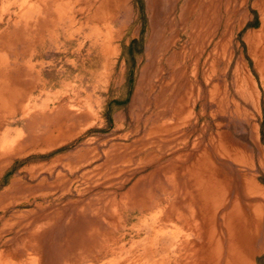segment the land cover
<instances>
[{
	"label": "rangeland",
	"instance_id": "374dc122",
	"mask_svg": "<svg viewBox=\"0 0 264 264\" xmlns=\"http://www.w3.org/2000/svg\"><path fill=\"white\" fill-rule=\"evenodd\" d=\"M113 1L101 8V0H74L75 20L97 12L96 21L51 23L49 36L40 39L37 26L16 38L10 25L15 8L0 0V78L9 80L6 102L13 106L0 113V135L6 136V147L0 146V264L9 252L13 264H28L34 246L36 264H127L126 255L144 264L138 254L157 259L159 242L166 244L163 264H205L208 253L215 264H246L252 255L253 264H264L260 205L247 194L250 163L258 150L264 153V0H119V7ZM169 8L176 38L154 59L148 51L154 34L169 26ZM192 33L205 40L196 67L181 54ZM249 33L256 34L250 44L244 39ZM20 53L27 55L16 60ZM149 63L154 76L133 105ZM236 67L252 82L255 110L234 89ZM211 147L218 161L215 186L204 194L191 184L199 231L188 235L194 245L185 248L179 224L192 218L183 210L176 230V200L170 203L167 183V191H159L161 171L164 176L170 164L202 162ZM252 168L264 208V170Z\"/></svg>",
	"mask_w": 264,
	"mask_h": 264
},
{
	"label": "crops",
	"instance_id": "0c3cea01",
	"mask_svg": "<svg viewBox=\"0 0 264 264\" xmlns=\"http://www.w3.org/2000/svg\"><path fill=\"white\" fill-rule=\"evenodd\" d=\"M85 1L89 4L91 0H85ZM121 1L123 2L125 0H121ZM52 2H53V4H52ZM107 2H108V0H106V2H105V0H101V2L97 3V5L99 4L100 7L103 8V6ZM73 3H74V0H10V2H9L10 10L15 8V11H13V17L10 18V25L12 27L13 32L16 33V38H26L29 35V33L31 32V29L34 28V26H36V25H37L38 29H40V31L42 32V34L40 35V39H41L42 35H46L47 37L49 36L48 33L51 31L50 30V24L51 23L60 25L62 23L65 24L66 22L67 23H71V24H74V23H77V22L88 23L92 19L94 21H96L95 19L97 18V12H95L93 14V17H92V14H90V13H88L89 15L86 14V18L83 21L82 20H74V17L72 15V12L74 11ZM27 6H29V7H27ZM25 8H27V9L25 10ZM170 10H171V8H169L168 13L164 16V20L167 19V15H169ZM1 13H4V12H1ZM45 13H47V14H45ZM67 15L70 16L68 19L65 18V16H67ZM89 18H91V19H89ZM103 20L107 22L108 18L103 19ZM167 22H168L167 24L169 26L164 27V30L156 32L154 34V38L157 41L155 42V44H153L152 47L149 48L148 54L151 55L154 59H155V56L159 52L166 50L170 46V44L175 41V38H176L175 31L173 30V27H172L173 20H170V18H169V19H167ZM181 22H183L182 19H181ZM52 29H56L57 30L58 27H56V25H55ZM107 29H109V28L106 27V30ZM56 30L55 31L52 30V32L56 33ZM65 33H67V32L65 31L64 35H66ZM69 33H74V32H69ZM166 33H169L168 37H167ZM110 34H111L110 30L109 31L107 30L106 34H105L106 39H108ZM61 35L52 34L51 37H59ZM66 36L70 37L71 35L69 34V35H66ZM188 41H189V47H187V46L183 47V50L181 52L182 58H183V60H185V59L192 60V62H193L192 64H194V66H195V64H198V61H199V57L197 56V52L202 49V47H198V46L199 45L201 46V44L203 46L204 42L201 43V44L199 43L198 45L194 46V44H193L194 40H193L192 37H189V36H188ZM105 52H107V51H105ZM107 54H108V52L104 53V56H107ZM20 55H27V54L26 53L18 54L17 57H16V60H17L18 56H20ZM151 60L152 59H150V61ZM151 68H152L151 67V63H149V65L147 66V68L145 69V71L143 73L141 82L137 83V85H136V90H135V94H134L133 102H132L133 105L136 103L139 95L141 94V89L143 87V84H145L146 82L150 81L151 78L154 76ZM238 71H239V67H236L235 68V76H234V83H235L234 87H235V90H236V92L239 95H241V97L245 100V102L248 105L251 104L250 105L251 108L253 110H255L256 109V93L254 91L252 82H251V80L249 79V77L247 76L246 73H243L244 75H242V77H239V75H238L239 72ZM243 76H244V78H243ZM196 90L198 91L197 88H196ZM178 104H179V106H178V109H176V111L178 110V112H181L184 106L180 102ZM55 109H56V107L54 106V107H52L51 111L55 112L54 111ZM49 110H50V107H49ZM250 116H251L250 114L249 115H245V117L248 118V119L250 118ZM157 128H158V126H157ZM159 141L161 143L163 141V139H160ZM212 149H213V147L208 148L205 151V155H207L206 156L207 158H205L204 160H201L202 162L191 161L189 163V162L186 161L185 163H182V164L181 163L170 164V168L171 169L169 168L168 171H166V172H168V175L165 174L164 176H163V172L161 171V173H162L161 177H165V178L159 180V191L160 192H166L167 191V187L165 185H163V184L167 183L169 185V192L168 193L170 194V199H169L170 203H174V201L176 200L174 211L171 212V213L174 212V216L176 218H172V221H174L177 224V225H175L177 230H179L180 228H185L186 233L183 236V238H184L183 242L185 243V245H183V246H185V248H188L187 247L188 245H191L192 247L194 245L193 242H190V240L188 238V235L189 234L191 235L193 233L196 234L199 231L197 229V222H196L195 216H194L195 213H194L193 207H194V205L196 203V200H195L194 195L192 194L191 184L194 181H196V183H199L198 184V189L202 188L204 194H205L206 191L210 190L211 187L215 186V184H213L211 182H213V180H214V179H212L213 178L212 176H216V171H218V161H214V158H213L214 156H213ZM214 153H215V151H214ZM245 154L247 156L245 155L246 156V160L244 161V163L247 162V157H248V159H250L249 154H247L246 152H245ZM155 158H156L155 160H157V155L155 156ZM254 160H256V162L254 161V164H253L254 166L253 165L251 166V163H250V166H249V173L248 174L250 176V181H249L250 185L248 186V190H249L248 191L249 192L248 196H249L250 201H252L253 204H257V206L260 205V207L258 206V208H259L258 216H259L260 222H263V224H264V217H263L264 216V208L262 207V199H263V197H262L263 195L262 194H263V192H262V188L255 184L254 179H253V174H252V172H253V170H252L253 168L252 167H254V169H255L256 165H258L261 170H264V153L262 151L258 150L257 157ZM207 163H209V164H207ZM245 164H247V163H245ZM184 166H187V167H184ZM212 166H213V168H212ZM188 167H191V168H188ZM198 167H199V169H198ZM185 168H187V169L184 170ZM197 171H199V172H197ZM204 171H205V173H204ZM156 173L158 174V172H156V170H155L154 177H156ZM213 173H215V174H213ZM58 175H59V173H58ZM208 175H210V176H208ZM207 177L208 178L210 177V178L208 179ZM244 177H245V179H247V175L246 176L244 175ZM190 178H191V180H190ZM188 181H190V182L188 183ZM205 181H208V182H205ZM181 192H184V193L182 194ZM257 192L258 193L260 192V193L258 194ZM208 196H209L208 194L204 195L205 199H207ZM158 205H159L158 206L159 207V211H157L156 214L157 215L159 214L161 216V214H162V207L160 206L161 202H159ZM183 210H186L187 212H189V215L192 218L191 219L192 222L188 223L189 220L184 219L183 222L185 224H183V223L179 224L180 221L178 219V215L183 213ZM190 211H191V213H190ZM153 223H154V221H153ZM171 224H172V222H171ZM178 224L181 225L180 228L178 227ZM263 228H264V225H263ZM159 231L162 234L164 233L163 231H161V229ZM180 234H182V233H180ZM172 236H175L173 238V241H176L175 239L178 236L173 231H172ZM160 241H162V238H160ZM159 244H160L159 245L160 252H157V259L152 260L153 258L150 257V259L152 261H149L148 264H150V262H152L151 264H157V263L163 264V262H162L163 261V256H164V251L163 250L165 249L166 244H163L162 242H159ZM174 245L175 244H173V246ZM262 245H263V243L260 245V247ZM173 246L170 245L172 251H176L177 244L174 247ZM191 246H189V248ZM175 255H176V252H175V254H172V257L174 259L177 257V255H176V257H175ZM208 256H209V258H207V261L205 262V264H215V262H214V260L212 258V253L211 254L208 253ZM171 263H172V259H171ZM246 264H253V255L246 262Z\"/></svg>",
	"mask_w": 264,
	"mask_h": 264
},
{
	"label": "bare ground",
	"instance_id": "6f19581e",
	"mask_svg": "<svg viewBox=\"0 0 264 264\" xmlns=\"http://www.w3.org/2000/svg\"><path fill=\"white\" fill-rule=\"evenodd\" d=\"M3 1V0H2ZM10 1V0H9ZM33 2V1H32ZM51 2V1H50ZM64 2V1H63ZM105 2H106V0H105ZM119 0H114L113 2H112V6L113 7H119L120 6V4H119ZM35 3V2H34ZM6 4V3H5ZM46 4V3H45ZM52 4H53V2H52ZM86 4V3H85ZM24 6V5H23ZM84 6V5H83ZM88 6V5H87ZM27 7H29V6H27ZM40 7V6H39ZM50 7V6H49ZM74 7V6H73ZM72 7V8H73ZM77 7V6H76ZM27 8H25V10H26ZM86 9V8H85ZM72 10V9H71ZM101 10V9H100ZM23 11V10H22ZM51 11V10H50ZM102 11V10H101ZM262 13H261V17H260V28L262 29V31L264 30V7L260 10ZM41 12V11H40ZM60 12V11H59ZM84 12V11H83ZM94 12V11H93ZM102 13V12H101ZM17 14V13H16ZM45 14H47V13H45ZM50 14V13H49ZM57 14V13H56ZM64 14V13H63ZM105 15V14H104ZM3 16V15H2ZM5 16V15H4ZM13 17V16H12ZM50 17V16H49ZM93 17V16H92ZM46 19V18H45ZM88 19V18H87ZM86 19V20H87ZM89 19H91V18H89ZM100 19H102V18H100ZM105 19V18H104ZM181 19H182V21L183 22H185L184 21V16H183V14L181 13ZM35 20V19H34ZM75 20V19H74ZM92 21H94V20H92ZM75 22V21H74ZM99 22H101L102 23V21H99ZM105 22V21H104ZM108 22V21H107ZM8 23V22H7ZM36 23V22H35ZM42 23V22H41ZM83 23V22H82ZM30 24V23H29ZM37 24V23H36ZM49 24V23H48ZM89 24V23H88ZM26 26V25H25ZM37 26V25H36ZM68 26V25H67ZM66 26V27H67ZM28 27V26H27ZM30 28V27H29ZM4 30V29H3ZM108 31H109V29H107ZM25 31V30H24ZM2 32V31H1ZM100 32V31H99ZM24 33V32H23ZM2 35V34H1ZM192 36H193V38H194V42H193V44H194V46L195 45H198L200 42L201 43H203L204 41L203 40H200V42L197 40V37L194 35V33H192L191 34ZM51 36V35H50ZM256 37V34L255 33H249V34H247L245 37H244V39H245V41L246 42H251L252 40H253V38H255ZM50 39V38H49ZM14 40V39H13ZM250 44V43H249ZM10 46H11V41H7V43H6V45H5V47H7L8 48V50H7V52H9L10 51ZM7 57V56H6ZM13 57V56H12ZM7 60V59H6ZM10 63V62H9ZM0 65H4V60H3V58L2 57H0ZM10 68H12V67H10ZM15 69V68H14ZM191 69V68H190ZM7 71V70H6ZM107 72H108V65L107 66H105V69H104V73L107 75ZM103 73V74H104ZM192 76V75H191ZM5 78V77H4ZM4 80V79H3ZM234 81V80H233ZM248 81V80H247ZM7 83H9V80L7 79ZM7 83L5 82V80L2 82L1 81V78H0V113L2 112V111H6V110H13V106H7V103L8 102H6V101H8V100H6V96H7V94H8V96L7 97H10V95H11V88H10V85H8L7 86ZM235 84V83H234ZM250 87V86H249ZM235 89V88H234ZM238 89V88H237ZM199 91V90H198ZM244 95V94H243ZM249 105H251V104H249ZM4 144V148L6 147V136H5V134H1L0 135V146H2ZM16 149V148H15ZM2 154V153H1ZM218 154V153H217ZM207 156V155H206ZM215 157V156H214ZM207 158V157H206ZM2 159V158H1ZM237 159V158H236ZM216 161V160H215ZM208 162V161H207ZM246 163V162H245ZM196 164V163H195ZM206 164V163H205ZM207 164H209V163H207ZM198 166V165H197ZM252 166V165H251ZM191 168V167H190ZM212 168H213V166H212ZM215 168V167H214ZM198 169H199V167H198ZM193 170V169H192ZM196 170V169H195ZM253 170V169H252ZM188 171V170H187ZM206 171V170H205ZM205 171H204V173H205ZM251 171V170H250ZM193 172V171H192ZM197 172H199V171H197ZM207 172V171H206ZM198 174V173H197ZM203 174V173H202ZM213 174H215V173H213ZM212 175V174H211ZM194 176V175H193ZM208 176H210V175H208ZM201 177V176H200ZM208 178V177H207ZM210 178V177H209ZM208 178V179H209ZM173 179V178H172ZM190 180H191V178H190ZM196 180V179H195ZM200 180V179H199ZM198 180V181H199ZM190 181H188V183H189ZM194 182H196V181H194ZM205 182H208V181H205ZM252 182V181H251ZM199 184V183H198ZM202 184V183H201ZM252 184V183H251ZM189 185V184H188ZM171 186V185H170ZM211 186V185H210ZM208 187V186H207ZM255 187V186H254ZM253 188V187H252ZM205 189V188H204ZM251 189V188H250ZM212 192H214V191H212ZM249 192L247 191V194H248ZM251 193V192H250ZM258 193V192H257ZM260 193V192H259ZM258 193V194H259ZM188 194V193H187ZM209 194V193H208ZM187 197V196H186ZM190 199V198H189ZM213 201V200H212ZM191 202V201H190ZM36 207H38V206H36ZM191 208V207H190ZM43 212V211H42ZM41 213V212H40ZM190 213H191V211H190ZM54 218V217H53ZM60 218V217H59ZM176 218V217H175ZM28 219H26V221H27ZM177 220V219H176ZM70 221V220H69ZM9 223V222H8ZM56 223V222H55ZM54 223V224H55ZM27 224V223H26ZM41 224V223H40ZM46 224H48V225H50L51 224V222H48V223H46ZM53 224V225H54ZM12 225V224H11ZM43 225V224H42ZM42 225H40L38 228H35L34 230H32L31 232H30V234H29V238L30 239H33V238H35L36 236L38 237V234L40 233V231H41V229H42ZM57 225V224H56ZM35 227V226H34ZM54 227V226H53ZM194 227V226H193ZM55 229V228H54ZM53 229V230H54ZM31 230V229H30ZM177 230V229H176ZM45 231V230H44ZM57 231V230H56ZM54 232V231H53ZM60 232V231H59ZM56 233V232H55ZM164 234V233H163ZM49 235V234H48ZM47 235V236H48ZM28 236V235H27ZM48 238V237H47ZM64 238V237H63ZM186 239V238H185ZM16 241V240H15ZM16 244V243H15ZM17 245V244H16ZM22 245H26V242L25 243H22ZM34 245V244H33ZM188 245V244H187ZM193 245V244H192ZM39 246V245H38ZM103 246V245H102ZM188 246H191V245H188ZM22 247V246H21ZM24 247V246H23ZM35 247V246H34ZM33 247V249H32V253L33 254H31V256L30 257H28L26 260H27V263L28 264H36V260H35V258H32L33 257V255H37V254H39L40 253V251L38 252V249L35 247L34 248ZM104 249H106V252H110V253H113L114 251L111 249V247L110 246H108L107 244L106 245H104ZM192 247V246H191ZM16 248V247H15ZM120 248V247H119ZM62 249V248H61ZM162 249V248H161ZM4 250V249H3ZM20 250V249H19ZM23 250V249H22ZM31 250V249H30ZM40 250V249H39ZM18 251V250H17ZM23 252V251H22ZM22 252H20V253H22ZM104 252V251H103ZM99 253V252H98ZM143 253V254H142ZM20 255V254H19ZM28 255H30V253L28 254ZM111 255V254H110ZM20 256H22V255H20ZM138 256H139V259H141L142 260V262L144 263V264H148V262L149 261H152L151 259H150V257L147 255V253H146V251H143V252H141L140 254H138ZM219 256V255H218ZM10 257H11V252H9V255H8V257L7 258H5V260H3L2 261V264H13V261L10 259ZM175 257H176V255H175ZM12 258V257H11ZM21 258V257H20ZM15 259V258H14ZM17 259V258H16ZM125 259H126V261H127V264H132L130 261H129V259L127 258V255L125 256ZM212 259V258H211ZM39 260V259H38ZM131 260V259H130ZM161 260V259H160ZM216 260V259H215ZM113 261V260H112ZM111 261V262H112ZM124 262V261H123ZM132 262H133V260H132ZM163 262V261H162ZM118 263V262H117ZM152 262H150V264H151ZM214 263V262H213ZM107 264V263H106ZM157 264H159V263H157Z\"/></svg>",
	"mask_w": 264,
	"mask_h": 264
}]
</instances>
